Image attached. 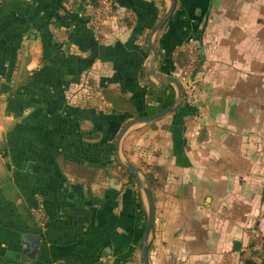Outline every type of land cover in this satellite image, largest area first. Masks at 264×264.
Wrapping results in <instances>:
<instances>
[{
  "label": "crops",
  "instance_id": "0c3cea01",
  "mask_svg": "<svg viewBox=\"0 0 264 264\" xmlns=\"http://www.w3.org/2000/svg\"><path fill=\"white\" fill-rule=\"evenodd\" d=\"M91 1L67 9L64 0H0V264H140L141 159L158 172L148 186L147 264L255 259L249 227L264 238V0H175L152 37L155 73L178 80L181 46L192 37L200 49L194 84L183 89L187 106L120 139V156L138 168L133 180L87 152L74 161L61 139L34 151L43 138L35 124L47 118L36 107L54 106L46 95L58 84L66 103L105 111L140 109L145 80L156 82L147 35L168 0H112L96 35ZM83 112L81 128L109 134L111 115ZM35 194L47 214L42 229L30 214Z\"/></svg>",
  "mask_w": 264,
  "mask_h": 264
},
{
  "label": "trees",
  "instance_id": "16d2710c",
  "mask_svg": "<svg viewBox=\"0 0 264 264\" xmlns=\"http://www.w3.org/2000/svg\"><path fill=\"white\" fill-rule=\"evenodd\" d=\"M94 1L95 0H92L90 3ZM199 56L200 49L198 58ZM1 60L2 58H0V64L2 63ZM138 76H144V70L141 66L138 69ZM25 77L29 78L30 74L26 75ZM62 80L63 79L61 78L55 83L57 84ZM145 81L143 106L140 109L135 108V106L131 103H127V105L124 108H121V110L115 108V110H110L107 108L108 110L105 111L94 106H80L78 104L66 103V98L63 92L65 88L63 86V90L58 89L59 85H61L58 84L57 88H55L52 93H48L46 95L49 100H54V106L52 108L42 109L39 106L36 107L38 109L36 111V115L43 114L44 116H47V118L39 119L35 124L37 127L35 129L38 133H41L43 138H40L41 140H36V143H33V146L36 147L34 151L38 152L37 150L45 146L53 147L54 144L59 141L58 139H61V142L67 141L69 146L75 149V151L73 150L71 158L74 161L76 160V162L87 160L83 159L85 157L84 153L87 152L89 153V161H93L95 163H109L112 161L117 164L114 158L108 159V155L113 154V140L123 122L129 118L148 114L168 104L175 96V88L171 83H167L165 86L160 87L148 79ZM4 85L5 81L0 84V91L5 90ZM61 102L63 103V106L60 105ZM187 105L188 104L183 101L174 110H178L181 106ZM83 111H92V113L97 116L103 114L111 115L109 123L112 129L109 134L101 135L99 128L94 126V124L89 128H81L79 123L81 122L82 118H85ZM96 136H98V138H95ZM91 138L94 139L90 140ZM41 145L43 146L41 147ZM26 146L29 147L28 144H26ZM102 151H104L103 154H101ZM101 158H103V160H101ZM138 167L143 173L147 181V185L150 187L153 179L157 178V166L151 161L141 159L138 161ZM126 173H128L133 180L134 177L132 173L129 170H126ZM144 224L145 216L142 222V233ZM252 261H254L256 264H263L262 260L257 262V259H253Z\"/></svg>",
  "mask_w": 264,
  "mask_h": 264
},
{
  "label": "water",
  "instance_id": "95a60500",
  "mask_svg": "<svg viewBox=\"0 0 264 264\" xmlns=\"http://www.w3.org/2000/svg\"><path fill=\"white\" fill-rule=\"evenodd\" d=\"M175 5V0H168V5L159 16V18L153 23L150 27L148 35H147V45L150 51V64H149V74L153 78H155V84L157 86H165L167 83H171L175 88V96L174 98L166 105L141 116H136L133 118L127 119L118 129L115 138L113 140V152L114 158L117 163L122 165L125 169L129 170L135 177L137 176L138 168L131 164L127 159L122 158L119 154V142L122 136L125 134L127 130L132 128L136 124L144 123L147 121L154 120L163 114L174 110L178 107L183 101V87L179 83V81L172 75L166 74L164 76V80H159L155 73V61L157 58V51L153 45L152 37L154 32L167 20V18L171 15L173 7ZM141 189L145 197L146 201V210H145V224L143 228V233L141 239L139 241V250H140V264H147V253H148V244H149V235L152 229V220H153V203L151 194L146 182L141 184ZM245 264H256L250 258L246 257L244 259Z\"/></svg>",
  "mask_w": 264,
  "mask_h": 264
},
{
  "label": "built area",
  "instance_id": "2783aa9c",
  "mask_svg": "<svg viewBox=\"0 0 264 264\" xmlns=\"http://www.w3.org/2000/svg\"><path fill=\"white\" fill-rule=\"evenodd\" d=\"M72 0H64L63 6L70 7ZM112 0H95L91 14L88 17V24L92 31L98 32L103 22L111 15ZM184 53V63L179 73L178 81L187 89L193 86V69L198 60L199 46L195 39L188 37L181 46ZM30 214L38 228L42 229L47 221V214L43 207L42 198L39 194L34 196V204L30 207ZM250 242L249 247L255 258L262 260L264 264V238L257 227L251 226L248 229Z\"/></svg>",
  "mask_w": 264,
  "mask_h": 264
},
{
  "label": "rangeland",
  "instance_id": "374dc122",
  "mask_svg": "<svg viewBox=\"0 0 264 264\" xmlns=\"http://www.w3.org/2000/svg\"><path fill=\"white\" fill-rule=\"evenodd\" d=\"M255 259H257V258H255ZM260 260L259 259H257V262H259Z\"/></svg>",
  "mask_w": 264,
  "mask_h": 264
}]
</instances>
